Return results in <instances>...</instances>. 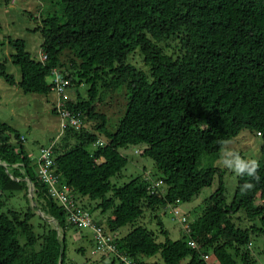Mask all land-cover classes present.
Returning <instances> with one entry per match:
<instances>
[{"label":"trees","instance_id":"16d2710c","mask_svg":"<svg viewBox=\"0 0 264 264\" xmlns=\"http://www.w3.org/2000/svg\"><path fill=\"white\" fill-rule=\"evenodd\" d=\"M52 1L62 6V15L47 16L33 30L43 37L41 50L47 59L36 60L24 40L10 39L21 80L17 83L7 73L1 59L0 78L24 93L47 94L54 87L47 77L64 65L61 54L69 50L73 56L69 85L88 84V98L78 93L79 100L68 101L66 109L80 112L90 126L84 122L79 130L67 128L55 146V161L62 184L78 205L89 211L80 197L100 200L97 207L103 213L112 210L105 230L114 233L141 217L145 207L191 202L218 176L219 186L190 224L189 236L171 240L157 217L164 241L157 242L153 232L138 226L116 239L117 246L136 264L157 254L163 264H210L202 258L209 251L215 264H257L250 246L253 238L264 240V167H259V180L251 181L250 191L242 192L240 186L251 178L238 176L229 204L221 170L200 166L205 155L217 159L224 144L243 129L264 136V0ZM170 39L178 44L167 54L161 43ZM136 49L148 72L128 63ZM99 86L129 93L114 130L97 111ZM54 112L59 114L56 108ZM0 133L15 142L0 140V162L7 165L0 164V210L13 193H23L28 201L29 182L37 204L0 212V264H66L67 229H78L39 180L20 134L1 122ZM138 145L146 146L142 155L162 172L157 182L163 185L155 193L151 187L156 181L149 178L138 177L121 187L111 184L127 164L119 149ZM37 209L55 223L38 216ZM237 212L244 213L245 227L235 222ZM189 239L202 253L190 247Z\"/></svg>","mask_w":264,"mask_h":264},{"label":"rangeland","instance_id":"374dc122","mask_svg":"<svg viewBox=\"0 0 264 264\" xmlns=\"http://www.w3.org/2000/svg\"><path fill=\"white\" fill-rule=\"evenodd\" d=\"M54 14L62 15V6L56 1L0 0V59L6 64L7 73L13 75L17 83L21 80V69L13 62L12 54L15 53V49L10 43V39L24 40L32 57L39 60L42 54L43 37L39 31L34 32L33 30L39 23L41 24L43 19ZM177 44L178 41L175 39H170L167 43H161L163 47L166 46L165 51L167 54L177 48L175 47ZM69 58H73V56L69 54V50H65L60 56V60L64 65L57 71L63 74L70 82L69 78H67L71 61ZM127 61L139 70L145 72L149 70L139 49L130 54ZM54 79L55 76L51 74V76L47 77V82L52 84ZM88 88L89 85L85 83L82 85H69L62 96H59L55 90H51L47 94L24 93L18 85L11 86L3 77L0 78V122L9 125L20 134L34 168H37V163L41 157V149L48 148L55 142H60L63 137L61 117L54 112L59 99L65 103L68 101L77 102L79 100L77 97L78 93L81 99H87ZM128 95L129 93L125 88L110 92L99 86L98 99H100V102H97V111L107 116V126L110 130H114L117 127L118 121L126 109ZM84 122L87 127L90 126V122L87 120H84ZM0 140H9L10 143H15L9 139L7 133H0ZM145 148V145H138L119 149L120 154L127 159V164L119 175L110 179L113 187H121L138 177L149 178L151 183L157 182L163 176L154 161L142 155ZM88 149L94 151L95 147L90 146ZM229 152L239 153L244 159L257 160L259 165L264 167V136L255 131L243 129L236 137L224 144L217 159L209 155H205L202 158L200 168L214 166L223 173L225 196L230 204L235 194L238 175L224 165V158ZM5 166L7 165L5 164ZM14 167L20 168L22 166L21 164H15ZM218 186L219 177L216 176L212 186L205 188L199 197L191 202L180 203L177 206L180 216H185L189 225L202 215L205 208V200ZM110 196L111 194L107 195V197ZM34 197L35 194L32 188L28 191V201L23 193H13L7 197V206L1 209L0 212H7L13 208L26 210L29 206L36 208L37 204ZM80 200L86 204L94 221L108 230V220L112 217V210L103 213L102 209L97 207L100 200L94 201L89 198L83 199L82 197H80ZM173 207L169 205L166 208H158L156 210L145 207L141 217L113 234L117 239H121L135 227L142 226L154 233L157 242H162L165 237L157 223L158 217L164 229L168 231L169 238L174 241L179 240L183 238L185 231L178 219L174 218ZM36 214L41 217L44 215L39 209L36 210ZM44 218L54 224L51 222V220L53 221L52 218L47 216H44ZM234 219L242 227H245L248 223L243 212H237L234 215ZM37 222V218H34L33 223L38 225ZM60 232L62 234V231ZM66 236V264H122L114 256L95 253L91 230L71 228L67 229ZM250 247L253 254L257 257V264H264V240L253 238ZM208 253L211 255L209 262L213 264L212 253L211 251ZM141 261L144 264L164 263L159 254L142 258Z\"/></svg>","mask_w":264,"mask_h":264},{"label":"built area","instance_id":"2783aa9c","mask_svg":"<svg viewBox=\"0 0 264 264\" xmlns=\"http://www.w3.org/2000/svg\"><path fill=\"white\" fill-rule=\"evenodd\" d=\"M46 59L47 56L45 54H41L40 60L45 61ZM52 75L55 76V79L52 82L54 85L53 90H55L59 96H62L70 82L57 70H55ZM66 104L67 102H61L59 99V102L56 106L59 116L61 117L63 133L69 127L79 130L84 126L82 114L80 112L75 113L69 109H66ZM56 144L57 142L48 148L41 149V157L37 163V175L39 180L49 187V194L51 197L57 199L59 204L66 210L68 222L72 226L79 230L89 229L92 231V240L95 253L100 255L114 256L122 264H136L133 258L119 250L115 235L110 231H106L103 226L95 222L91 213L78 205L76 198L71 193V189L67 185L62 184L61 175L57 172L56 168ZM161 185H163L162 181L153 183L151 192L155 193V188H158ZM29 186L34 191V187L30 182ZM172 210L174 218L178 219L179 223L184 228V233L189 236L190 225L188 224L187 218L185 216H180V211L177 206H174ZM51 222L55 223L54 220H51ZM189 245L192 249L198 250L202 253V250L196 241L189 239ZM210 256L211 255L209 254L202 253V258L206 261L210 260Z\"/></svg>","mask_w":264,"mask_h":264},{"label":"clouds","instance_id":"9594fccd","mask_svg":"<svg viewBox=\"0 0 264 264\" xmlns=\"http://www.w3.org/2000/svg\"><path fill=\"white\" fill-rule=\"evenodd\" d=\"M224 165L238 176L247 175L251 178L250 181H245V183L240 186L242 192L250 191L254 187V184L251 182L252 180L257 182L259 180L258 171L260 165L257 160L244 159L239 153L229 152L224 158Z\"/></svg>","mask_w":264,"mask_h":264},{"label":"water","instance_id":"95a60500","mask_svg":"<svg viewBox=\"0 0 264 264\" xmlns=\"http://www.w3.org/2000/svg\"><path fill=\"white\" fill-rule=\"evenodd\" d=\"M0 164L1 165H3V166H5V164L4 163H2V162H0ZM29 190H30V188H29ZM43 217H44V215H42ZM58 231H59V233H60V235H61V239H62V243L64 242V236H63V234H61V232H60V229L58 228ZM60 264H61V260H60Z\"/></svg>","mask_w":264,"mask_h":264},{"label":"crops","instance_id":"0c3cea01","mask_svg":"<svg viewBox=\"0 0 264 264\" xmlns=\"http://www.w3.org/2000/svg\"><path fill=\"white\" fill-rule=\"evenodd\" d=\"M83 199H87V197H84ZM82 204H83V205H85V203H84V202H82Z\"/></svg>","mask_w":264,"mask_h":264}]
</instances>
